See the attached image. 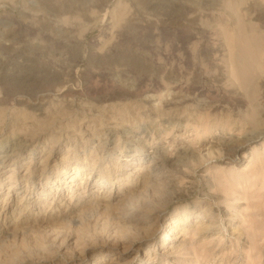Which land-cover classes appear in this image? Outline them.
I'll return each mask as SVG.
<instances>
[{
  "label": "rangeland",
  "instance_id": "1",
  "mask_svg": "<svg viewBox=\"0 0 264 264\" xmlns=\"http://www.w3.org/2000/svg\"><path fill=\"white\" fill-rule=\"evenodd\" d=\"M169 1L165 14L149 8ZM253 1L0 0V48H11L0 51V165L13 154L0 176L54 147L59 161L67 160L48 177L85 164L114 184L108 190L123 194L107 211L90 206L33 233L6 229L0 264H64L115 239L119 264H264V140L248 141L264 137V60L256 68L263 116L256 128L244 118L248 107L244 116L235 107L247 92L241 80L228 78L221 57L196 71L179 66L178 76L166 57L172 48H236L228 43L239 34L235 8L264 31V19L246 14ZM19 52L37 55L38 65L20 68ZM174 84L207 90L214 105L169 109ZM37 135L43 138L36 145H24ZM235 145L245 147L236 153ZM140 168L149 185L130 196L126 177L141 180ZM159 216L174 225L189 216L172 247L152 240ZM201 223L213 226L201 232ZM52 230L63 238L54 241ZM65 235L77 245L52 262Z\"/></svg>",
  "mask_w": 264,
  "mask_h": 264
},
{
  "label": "bare ground",
  "instance_id": "2",
  "mask_svg": "<svg viewBox=\"0 0 264 264\" xmlns=\"http://www.w3.org/2000/svg\"><path fill=\"white\" fill-rule=\"evenodd\" d=\"M241 1L243 2L245 0ZM263 2L264 0H254L252 3H250V10H247L246 14L248 16H252L257 21H262V19H264ZM172 3L170 1L168 3H152L150 4L149 8L159 11V13L161 14H165V12L167 13L171 8H173ZM242 11H240V9L236 10V8L233 11V14L235 15L238 21L237 28L239 30V34L238 38L229 39L228 41L229 44H234L236 48H229L227 50L215 48H172V50L170 51L171 53L169 52L170 54L168 53L169 55L166 57L172 60L174 68L173 72L176 76L181 75L179 74V70H176L179 69V66L196 71L199 70V66H207L211 62L213 57H221L224 60V64H226L227 68L229 69L228 78H234L236 79V81L241 80L242 84H244V89L247 92V100L249 102L246 99L243 100L239 97L235 100V102L233 101L235 103V107H237L241 116H244V113L248 112V110H244V108L248 107L250 115L249 117H247L246 115V117L244 116V118H247L246 120H250L255 125V127L258 128L261 127L260 125H258V123L259 121H261L260 119L262 116V112L260 111V107L257 104L256 98L258 88L256 84L258 81L256 68H262L261 66H263L264 31H261L262 26L260 27L258 23H253L250 20L249 23H246L245 20L243 21L246 15ZM246 32H248V34H246ZM234 33L236 35V32ZM1 50L10 51L11 48H0V51ZM19 57L23 59V62H21V65H19L20 68H24L27 70L28 68H32L33 65H38L37 63L39 61L36 60L37 58H35L37 57V55H26L25 52H19ZM171 60H169V62H171ZM2 63L3 61L0 60V66L4 65H2ZM6 75L7 73L5 74V76ZM154 83L156 86H158V88H161L159 87V81L156 80ZM5 86L3 88H5ZM171 89L175 97L172 99V101H169L166 104L171 110L178 112L179 110H181L180 108H182V106H185V108H187L188 110V107L186 106H191V104L193 103H200L202 105L209 104L210 107L214 105L212 104V101L208 100L209 98H207V90L203 88L174 84V87ZM251 91L252 93H250ZM221 92L222 91H220V93ZM176 96H180V98H177ZM223 97L224 99H227L226 96ZM110 98H113V96L106 95V100H110ZM246 101L248 102V104ZM262 135H264V133ZM42 138L43 136L37 135L34 140H25L26 142L24 143V145H36L37 142H39ZM50 138L54 140L52 136ZM260 138L261 140H264V137H260V135H258L254 138V140L248 139V141L255 142V140H260ZM245 145H235L232 148V151L238 153L239 151L243 150ZM6 155V159L3 161V164L0 165V172L6 170L9 166L10 159H13V154L11 155L8 153ZM59 155V152H57L54 147H52V149L48 153L46 152L44 156L38 158V160H36L34 164L28 165L27 167L24 164L17 165L14 169H12L13 173L9 174L8 176L6 175L7 177L0 176V238L4 236L5 231H7L6 229L10 230L11 228H13L11 229V231H13L15 235H18L19 233L22 234L25 229L30 232L32 231L33 233L34 228L50 227L52 223H58L62 221L63 216L69 217L76 212H85L90 206L104 208L106 209L105 211H107L110 208L112 209V205H115L114 202L118 200V198L123 196V194L115 192L116 190H108V187H113L114 184L110 183L108 179H106L105 181L104 176V179L101 180L100 175L95 173V169L91 168L89 165L82 164L76 166L75 168H69L67 166L64 172L62 174L57 175V177H48L47 173L51 170H58L59 173V169L61 168L59 162L62 163L67 160L64 157L61 161H59ZM142 169L140 168L138 171L140 173L138 174L142 177L141 180H135V177L132 175L133 173L128 174L126 177V181L128 183H131L130 196L134 195L141 189H145L147 185H149L151 176L145 173L143 174L144 169ZM96 189L98 190L95 191ZM127 217L128 216H126V218ZM163 219V216H159L157 218L155 224L153 225V228L151 227V237L152 240L156 241L155 245H157V243H161L160 246L162 248H168L172 247L173 243L178 239L176 237V232L177 230H179V227H182L184 229V224L189 221V216H187L185 219H182L184 222H178V224L176 225L171 224L170 222L167 223V220H165L164 222ZM212 226L213 225L211 224L207 225L205 223H201L198 226V229H200V231L203 230V228L205 230H208L211 229ZM122 227L120 228V230H122ZM55 230L50 231V234L48 235L54 238V241L58 242L59 239L63 238L61 237L63 233L59 234ZM123 231L125 232V230ZM128 232H130V230H128ZM111 233L112 232L110 231V234ZM171 233L173 235V238L168 241L169 239L167 238L172 236ZM116 236L114 235V238H116ZM159 236L160 239L158 238ZM65 237L66 238L62 239L57 255H53V257L51 258L52 262H59L60 259L58 256L60 254L66 255V250L65 253L63 251L67 245H77V240L73 241L75 239L74 236L65 235ZM118 240L119 239H117L116 241L115 239V242H113V244L103 245L99 247V252L94 253V255H91L93 253L92 249L96 248L95 244H97L93 241L95 246L91 244L92 247H85L84 249H81L80 252L73 254L71 258L67 257V259L63 260L65 262L64 264H119V259H121V253L117 251L118 246H120ZM149 253L150 252H148V255Z\"/></svg>",
  "mask_w": 264,
  "mask_h": 264
}]
</instances>
